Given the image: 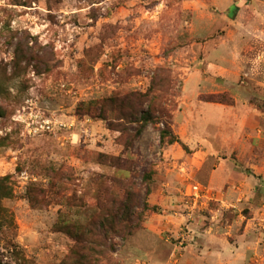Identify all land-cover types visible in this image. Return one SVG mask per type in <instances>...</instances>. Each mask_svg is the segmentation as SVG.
<instances>
[{"label": "rangeland", "instance_id": "obj_1", "mask_svg": "<svg viewBox=\"0 0 264 264\" xmlns=\"http://www.w3.org/2000/svg\"><path fill=\"white\" fill-rule=\"evenodd\" d=\"M233 1L228 13L216 0H0V176L14 187L0 264H66L75 241L64 224L86 232L99 264H214V249L227 264H264V0ZM214 37L229 59L216 77ZM133 94L148 97L136 117L154 108L138 137L86 112ZM214 95L225 102L203 101ZM235 114L252 118L247 134ZM46 120L54 131L34 134ZM165 125L183 144L160 143ZM99 153L131 170L98 164ZM218 160L253 181L234 196L226 179L214 186ZM126 183L140 195L129 226L90 227L95 199ZM32 185L83 202L34 207Z\"/></svg>", "mask_w": 264, "mask_h": 264}, {"label": "trees", "instance_id": "obj_2", "mask_svg": "<svg viewBox=\"0 0 264 264\" xmlns=\"http://www.w3.org/2000/svg\"><path fill=\"white\" fill-rule=\"evenodd\" d=\"M238 10V8L236 9ZM2 86V83L0 82ZM4 90V89H3ZM1 93V87H0ZM222 95H214V97H206L203 101L205 102H212V103H222L225 102L222 99ZM147 96H142L138 94H133L132 98L129 99L128 105H123L122 100L120 101V106L115 109L114 99H106L103 101L100 112H94L95 109L89 108L86 112H88L91 116H96V118L103 120L107 123V128L110 131H118L122 135L129 136V139L134 136L138 137L142 133L144 127H146L150 122L154 121L153 111L154 108H148V110L143 111L140 113V117H136L137 114L140 112L142 108V103L147 99ZM140 108V109H138ZM111 113H115V118L111 119ZM5 117V111L0 108V119ZM8 137H4L0 139V147L5 146L7 143ZM160 143L161 144H168L172 145L175 143L183 144L181 139L175 135L171 128L165 125V128L160 131ZM129 147V142H128ZM184 149L188 151L189 149L183 145ZM96 162L100 165H109L116 169H126L131 170L128 164H125L119 157L109 156L104 153H99L96 158ZM152 172L145 175L146 180H152ZM116 186L120 185L121 183L124 184L119 179H113ZM114 190L106 189L103 192V198H96L95 203L97 207L100 209V213L96 216L95 220L90 223V227L93 225L95 229L105 230L107 228L111 229L114 223L122 221V224L125 226H129L132 222V213L134 212L135 208H140V195L136 197L135 192H133L132 188L125 184L123 187L122 195L120 193L113 194ZM51 196L49 193L43 189L36 188L35 186H29L27 190V198L30 204L34 207H38L41 205H50L49 196L51 198H55V202H58L64 206H73L80 202H83L82 199H78L75 196L66 197L61 192H55L53 187L52 191H50ZM14 197V187H13V176L6 175L0 176V231L2 230V217L5 213V208L2 206V201L5 199H11ZM138 199V201H137ZM111 207V208H108ZM108 208V209H106ZM149 208L148 205H143V211ZM155 210V207H152ZM77 228L70 226V225H61L58 226V230L60 232L65 233L66 235L70 236L75 241V246L70 250V261L66 262V264H99L98 260L93 259V257L89 254L92 247L88 245V241L84 238L85 233L83 229L81 232H77ZM92 231L88 230V233ZM100 232V231H97ZM95 232H91L90 236L93 235ZM83 248H86V252L82 251Z\"/></svg>", "mask_w": 264, "mask_h": 264}, {"label": "crops", "instance_id": "obj_3", "mask_svg": "<svg viewBox=\"0 0 264 264\" xmlns=\"http://www.w3.org/2000/svg\"><path fill=\"white\" fill-rule=\"evenodd\" d=\"M216 2L219 5H216V7H214V9L216 11L220 10L222 12H228V13H233V11L236 9L235 7L238 6V2L235 1H230V0H216ZM217 42L218 40L214 37V65H213V71H214V77L219 76L221 74H223V72H225L226 67H227V62H229V59H227L224 62V56L222 57V55L220 54V50L219 48H217ZM228 46V45H227ZM214 106L219 107L218 105L214 104ZM236 116V114H235ZM239 120H238V124H241V131L245 134L248 133V126L252 124L251 120L252 118L247 117L246 114H244L242 117L236 116ZM236 119V118H235ZM235 133L233 132H229V136L231 138H233ZM245 136H242V139H244ZM237 140V139H236ZM235 142V141H233ZM237 158H239L237 156ZM222 161H217V163H214V186H217L219 184V182L222 179H226V189H227V193L229 194H235V191L237 192L239 185L241 184L242 187L244 186L245 183H241L243 181H253L251 176H246L245 174H239L238 172H236L233 169V166L231 167H227L226 169H224L222 163ZM228 164V163H227ZM222 167V169L220 168ZM229 168V169H228ZM263 169V168H262ZM218 176V177H217ZM253 187H255L256 185L253 184ZM259 186V185H257ZM255 189V188H254ZM250 196V195H249ZM215 240V239H214ZM215 248V246H214ZM226 259L223 258L222 253L218 252L217 249H214V264H227L228 260L225 261ZM237 260V259H236ZM240 262V261H239Z\"/></svg>", "mask_w": 264, "mask_h": 264}, {"label": "built area", "instance_id": "obj_4", "mask_svg": "<svg viewBox=\"0 0 264 264\" xmlns=\"http://www.w3.org/2000/svg\"><path fill=\"white\" fill-rule=\"evenodd\" d=\"M40 127H41V129H39V127H36L34 129V134H37L38 132H53L54 131V126L52 125V122L49 120L43 121L40 124ZM31 132H32V130H31ZM192 188H193V192L195 195H198L199 192L201 191V189L199 188L198 185H195Z\"/></svg>", "mask_w": 264, "mask_h": 264}]
</instances>
